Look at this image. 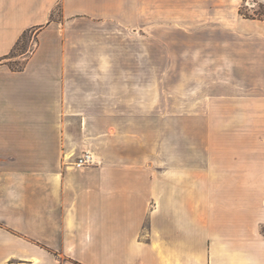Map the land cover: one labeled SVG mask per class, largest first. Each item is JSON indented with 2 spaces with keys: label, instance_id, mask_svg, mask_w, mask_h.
Here are the masks:
<instances>
[{
  "label": "crops",
  "instance_id": "1",
  "mask_svg": "<svg viewBox=\"0 0 264 264\" xmlns=\"http://www.w3.org/2000/svg\"><path fill=\"white\" fill-rule=\"evenodd\" d=\"M243 1L0 0V264H264V17ZM237 117L244 180L209 176L219 143L189 120Z\"/></svg>",
  "mask_w": 264,
  "mask_h": 264
},
{
  "label": "rangeland",
  "instance_id": "2",
  "mask_svg": "<svg viewBox=\"0 0 264 264\" xmlns=\"http://www.w3.org/2000/svg\"><path fill=\"white\" fill-rule=\"evenodd\" d=\"M262 2L258 0H244L240 6V13L245 17H258L262 15L264 7L261 6ZM59 13V12H58ZM144 41V40H143ZM145 45V44H143ZM35 47L34 32H27L25 37L18 46V49L13 55H18L24 50ZM15 65H21L22 60H17L14 62ZM161 88H157V92ZM164 90H173V88H163ZM207 90H210L207 88ZM213 104L207 103V108ZM240 104H238L239 106ZM158 106V104L156 105ZM169 105L166 103L159 104L158 107L153 108V111L157 112V116L153 118V127H162L165 130L177 129L181 125V119H175L167 111H169ZM238 111H243L242 108L238 107ZM176 110V109H175ZM244 114V113H239ZM175 119V120H174ZM192 127L205 126L206 129V139L205 143L210 144L211 148H215V145L219 143L217 149H214L212 153H209V157L212 158V162L215 161V166H213L209 171V176L214 177H228L234 176L238 180H244L245 177V165H246V134H245V117H237L235 119H206V120H189ZM204 122V125H203ZM237 128L238 130L225 129L219 131L218 135L214 128ZM169 132V131H168ZM201 140V138H200ZM87 152V151H86ZM84 152L80 156H84ZM90 153V152H89ZM91 154V153H90ZM93 156V155H92ZM79 157V156H78ZM77 157V158H78ZM76 158V159H77ZM94 158V157H93ZM219 161V162H218ZM95 162V160H94ZM93 162V163H94ZM91 163V164H93ZM89 164V165H91ZM87 165V164H86ZM223 193H230L228 189L230 184L221 183ZM238 190L236 192H241L244 190V182L238 183ZM234 191V190H233ZM232 191V192H233Z\"/></svg>",
  "mask_w": 264,
  "mask_h": 264
},
{
  "label": "built area",
  "instance_id": "3",
  "mask_svg": "<svg viewBox=\"0 0 264 264\" xmlns=\"http://www.w3.org/2000/svg\"><path fill=\"white\" fill-rule=\"evenodd\" d=\"M94 162V158L92 156V154H90L89 152H86L84 154V156H79L76 161H75V165L76 166H84V165H88Z\"/></svg>",
  "mask_w": 264,
  "mask_h": 264
},
{
  "label": "trees",
  "instance_id": "4",
  "mask_svg": "<svg viewBox=\"0 0 264 264\" xmlns=\"http://www.w3.org/2000/svg\"><path fill=\"white\" fill-rule=\"evenodd\" d=\"M261 6L264 7V4L262 3ZM261 13H262V15H259L258 17H264V11H262ZM25 34H26V33H25ZM25 34H23V36H22V37L20 38V40L18 41V43H17V45L15 46V49H14V51H13V54H14L15 51L18 49V46H19V44L21 43V41L23 40V38L25 37ZM13 54H12V55H13ZM13 56H15V55H13Z\"/></svg>",
  "mask_w": 264,
  "mask_h": 264
}]
</instances>
